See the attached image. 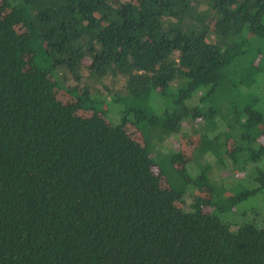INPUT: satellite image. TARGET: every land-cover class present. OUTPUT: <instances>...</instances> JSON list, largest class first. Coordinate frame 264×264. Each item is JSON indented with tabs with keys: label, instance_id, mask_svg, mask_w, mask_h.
Segmentation results:
<instances>
[{
	"label": "trees",
	"instance_id": "16d2710c",
	"mask_svg": "<svg viewBox=\"0 0 264 264\" xmlns=\"http://www.w3.org/2000/svg\"><path fill=\"white\" fill-rule=\"evenodd\" d=\"M0 264H264V0H2Z\"/></svg>",
	"mask_w": 264,
	"mask_h": 264
},
{
	"label": "rangeland",
	"instance_id": "374dc122",
	"mask_svg": "<svg viewBox=\"0 0 264 264\" xmlns=\"http://www.w3.org/2000/svg\"><path fill=\"white\" fill-rule=\"evenodd\" d=\"M1 1L2 0H0V3H1ZM16 30H17V32H18V34L21 36V37H25L26 36V32H25V30H24V28L22 27V26H17L16 27ZM56 94H57V96L59 97V98H61L62 100H65V101H69V96L68 95H66L62 90H60V89H57L56 90ZM71 102V101H70ZM70 102H68V103H70ZM125 131H126V135H127V137L130 139V140H132V141H134V142H136V143H140V144H142V137H141V135H140V133L137 131V129L136 128H134L132 125H130V124H127L126 126H125ZM194 138H191L190 136H186V135H184V134H181V139L179 140L180 141V145H181V150H184L185 151V153L187 154L188 153V155H189V150H190V148H191V145H192V140H193ZM161 182H162V184L163 185H165L164 184V180L161 178Z\"/></svg>",
	"mask_w": 264,
	"mask_h": 264
}]
</instances>
